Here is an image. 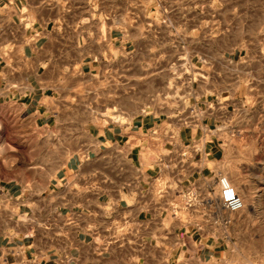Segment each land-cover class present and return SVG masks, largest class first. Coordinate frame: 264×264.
Listing matches in <instances>:
<instances>
[{
	"label": "crops",
	"instance_id": "0c3cea01",
	"mask_svg": "<svg viewBox=\"0 0 264 264\" xmlns=\"http://www.w3.org/2000/svg\"><path fill=\"white\" fill-rule=\"evenodd\" d=\"M230 12L213 0H0V104L20 108L40 136L75 141L42 186L0 179V264H264V248L247 256L245 244L263 228L244 227L252 212L262 219L264 162L229 133L264 85L222 81L261 67L264 33L231 26ZM152 60L201 73L172 112L61 114L62 98L86 89L79 77L132 85L155 73ZM219 175L246 206L215 222L173 215L178 191L217 195Z\"/></svg>",
	"mask_w": 264,
	"mask_h": 264
},
{
	"label": "rangeland",
	"instance_id": "374dc122",
	"mask_svg": "<svg viewBox=\"0 0 264 264\" xmlns=\"http://www.w3.org/2000/svg\"><path fill=\"white\" fill-rule=\"evenodd\" d=\"M213 3L230 7L231 26L255 29V35L260 26L261 33H264V0H213ZM234 8L236 12L232 11ZM233 15H236L235 19ZM161 62L163 66L158 69L155 65L157 61H150L151 71L155 73L135 76L132 85H126L123 76H109L101 81L79 77V83H85L86 89L82 86L65 95L61 114L88 122L102 118L124 120L141 112L146 105H154L156 111L172 112L181 105L180 98L187 95L190 81L199 79L201 73L186 64L185 60ZM260 64L261 67L251 69L249 77L242 74L237 79L226 78L222 81L227 84L264 85V59ZM239 94L243 100L250 99L251 93ZM259 96V100L251 98L249 102L254 101L251 113L238 114L241 117L229 126V133L231 140L237 141L241 148L248 151L249 158L262 159L264 162V92ZM260 100L263 102L258 103ZM74 142L40 136L35 124L20 108L12 104H0V179L3 181H18L29 187L42 186L67 157L66 153ZM262 174L264 177V172ZM229 179L238 190L234 180L231 177ZM255 191L264 198V187ZM254 215L252 212L245 218L246 231L257 228H263L264 231V211L261 212V220L256 217L260 214ZM245 240L247 256L264 248V235H246Z\"/></svg>",
	"mask_w": 264,
	"mask_h": 264
},
{
	"label": "built area",
	"instance_id": "2783aa9c",
	"mask_svg": "<svg viewBox=\"0 0 264 264\" xmlns=\"http://www.w3.org/2000/svg\"><path fill=\"white\" fill-rule=\"evenodd\" d=\"M219 191L217 195L202 194L196 189L185 188L177 192V201L172 205L173 215L185 210L190 213H201L206 219L215 222L220 213H236L244 207L243 200L235 186L225 175L218 176ZM1 192V189H0ZM229 222L230 219H225Z\"/></svg>",
	"mask_w": 264,
	"mask_h": 264
},
{
	"label": "bare ground",
	"instance_id": "6f19581e",
	"mask_svg": "<svg viewBox=\"0 0 264 264\" xmlns=\"http://www.w3.org/2000/svg\"><path fill=\"white\" fill-rule=\"evenodd\" d=\"M243 202H244V204H245V206H246V203H245V201L243 200ZM246 208V207H245Z\"/></svg>",
	"mask_w": 264,
	"mask_h": 264
}]
</instances>
